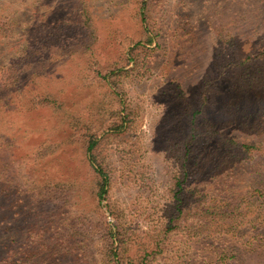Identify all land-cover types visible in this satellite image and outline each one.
I'll return each instance as SVG.
<instances>
[{
	"label": "rangeland",
	"instance_id": "374dc122",
	"mask_svg": "<svg viewBox=\"0 0 264 264\" xmlns=\"http://www.w3.org/2000/svg\"><path fill=\"white\" fill-rule=\"evenodd\" d=\"M0 3L17 28L0 39V66L25 71L17 86L0 89V264H107L116 221L131 231L130 252L140 264L146 250L158 249L176 207L183 224L148 264H264V158L227 174L218 169L225 152L198 168L193 155L185 161L182 154L205 84L234 52L264 42V0H150L146 21L140 0ZM80 6L89 27L79 23ZM118 67L124 78L115 90L100 73ZM260 67L258 78L243 83L253 86L224 78L204 126L225 122L248 138L254 127L264 130ZM119 106L125 128L109 130L96 148L111 177L100 201L86 143ZM184 165L190 176L180 193ZM227 182L247 194L235 212L212 216L207 209L220 204L215 194ZM234 198L230 190L223 201ZM225 227L222 240L216 231Z\"/></svg>",
	"mask_w": 264,
	"mask_h": 264
},
{
	"label": "trees",
	"instance_id": "16d2710c",
	"mask_svg": "<svg viewBox=\"0 0 264 264\" xmlns=\"http://www.w3.org/2000/svg\"><path fill=\"white\" fill-rule=\"evenodd\" d=\"M141 5V14L143 16V20L146 21V14L150 0H140ZM7 6L5 3H0V39L3 36H12L16 32V20L11 17L12 12H6ZM79 13V23L85 26H90L91 16L88 9H82V6L78 7ZM147 41L153 42V37L151 35L148 36ZM236 43V39L233 36H229L228 40H226V47L230 46L232 51L234 52L233 45ZM232 56H229L228 64L224 67H218L219 74L216 79L212 82L205 84L204 89L202 91L201 97L198 99L197 104L192 112L189 125L191 128H188V134L185 137L184 148L182 150L183 157L185 161H189L191 156L196 160L197 168L201 162H209L212 160L210 154L214 153V157L217 155L216 152L222 151L225 152L220 158V165L218 169H223L227 172V174L234 173L238 166H242L249 158L258 156L262 159L264 158V130H260L259 127H254L253 133L252 131H247V135L251 136L248 138L245 134L236 135L233 130L227 131V126L225 122L220 128L218 125H212L209 128L204 126L203 121L207 119V116L211 115L216 108V99L217 95L224 89L223 80L226 77L230 76H238V86L246 87L253 86V83L248 85L243 84L244 82H253L255 78H258V73H260V64L264 67V42L261 44L260 48L255 50H251L249 52L243 53V55H238L236 52ZM222 56L221 61H224L225 57H223V51L220 53V49H218V55ZM259 64V66L253 67L252 70H255L254 73H249V69L252 68L253 64ZM252 64V65H251ZM118 70H121L120 67L108 71L105 74L100 73L102 78L107 81H111L114 89L117 88L122 89L121 82L124 78V75L118 73ZM24 70L19 68V64H14L12 66H0V89L3 88H11L17 86L19 81H21V76L24 74ZM255 74V78H254ZM253 78V79H252ZM257 80V79H256ZM118 92L117 95L121 98L122 92ZM123 99H121V102ZM122 107H117L113 109L110 118V124L102 129V132H94L90 135L87 140V153L90 157L91 167L98 174L99 180L96 184V195L100 199H103L104 195L108 193V187L111 180L109 170H107V166L103 163V161L99 158V155L96 152V148L98 142L102 136L108 133L109 130L119 131L125 128L127 124V118L124 117L123 112L121 110ZM211 149V153L209 151L205 152V149ZM213 157V158H214ZM188 165V164H187ZM187 165H184L186 168V172L184 173V179L181 177L177 180L176 185L179 188V192L183 193L185 191V186L183 182H185L190 173L187 170ZM194 168L191 165V172ZM202 167L200 165L199 171H201ZM213 179V177L211 178ZM262 186V192H264V176L260 178L258 181ZM232 192L234 195V200L223 201L224 194L228 192ZM247 193L240 191L237 187H231L229 182L225 183L223 187L220 188L219 192L216 193V197L219 199L220 204H216L212 209H207V212L211 213L212 216H222L224 217L225 213H233L238 207L236 205V201L239 197L244 198ZM180 199L178 197L177 201ZM248 198V203L252 206L253 202H251ZM182 203V201H180ZM177 209V214L171 215L169 218V222L164 229V236L161 242L157 243L158 249L149 248L146 250L143 256L139 258L140 264H148L151 258H154L156 254H158L156 250L163 249L164 240L169 239V237L175 233L178 228L183 224V211L182 209ZM203 210V209H201ZM121 222H117L114 225V230H111L112 237L110 239V244L108 247V256H107V264H137V260L133 258V255L130 252V247L132 244L131 231L122 227ZM225 227L216 231L221 235L223 240L225 234L230 230ZM250 232L247 230L246 234ZM153 256V257H152Z\"/></svg>",
	"mask_w": 264,
	"mask_h": 264
}]
</instances>
